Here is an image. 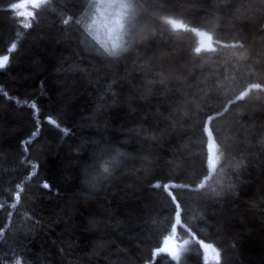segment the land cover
Segmentation results:
<instances>
[{"label":"trees","instance_id":"1","mask_svg":"<svg viewBox=\"0 0 264 264\" xmlns=\"http://www.w3.org/2000/svg\"><path fill=\"white\" fill-rule=\"evenodd\" d=\"M131 1L142 27L113 54L90 0L30 28L0 0V264H207L194 239L159 253L177 215L220 264H264V0Z\"/></svg>","mask_w":264,"mask_h":264},{"label":"rangeland","instance_id":"2","mask_svg":"<svg viewBox=\"0 0 264 264\" xmlns=\"http://www.w3.org/2000/svg\"><path fill=\"white\" fill-rule=\"evenodd\" d=\"M131 0H90L89 7L83 17L81 24L86 29L85 32L106 52L113 53L128 49L135 35L142 27V15L135 7ZM35 11L34 9H16L20 16L21 12ZM32 18L26 15L23 18L24 22L31 24ZM201 36V35H200ZM203 37H200L201 45L203 46ZM0 56V61H3V67L9 63ZM2 68V67H0ZM208 165L210 173L216 170L217 165L221 161L220 151L217 143L211 134L208 133ZM181 234L178 236L180 238ZM193 238L187 239L186 243L177 244L175 255L173 258L179 260L182 253L190 248ZM209 259V258H208ZM207 264H220V257L215 252L214 258L209 259Z\"/></svg>","mask_w":264,"mask_h":264},{"label":"water","instance_id":"3","mask_svg":"<svg viewBox=\"0 0 264 264\" xmlns=\"http://www.w3.org/2000/svg\"><path fill=\"white\" fill-rule=\"evenodd\" d=\"M202 44L204 47H212L213 46V41H212V37L207 34V33H202ZM260 86L259 85H252L249 87L248 92H250L251 90H255V89H259ZM246 96V93H244L242 95V97ZM181 229L185 230L186 232L189 233V235L196 241H199L200 245L202 246V248L205 250L206 255L209 259H213L214 258V248L212 245H208L206 242H204L203 240H199L198 237L196 236V234L194 233V231L184 222L183 218L181 215H177L175 218V222L174 225L172 227V233L171 235L167 238V240L165 241L164 245L162 248H160L159 253H163V254H167V255H175V250L177 247V244H179L178 242V236L181 233Z\"/></svg>","mask_w":264,"mask_h":264},{"label":"snow or ice","instance_id":"4","mask_svg":"<svg viewBox=\"0 0 264 264\" xmlns=\"http://www.w3.org/2000/svg\"><path fill=\"white\" fill-rule=\"evenodd\" d=\"M45 2H46V0H18V2L13 5V10H15V9H27V8L38 10ZM25 15L28 18H32L35 16V12L34 11H28L27 13H24V12L20 13L21 18H24ZM31 26H32L31 24H25L24 25L25 28H30ZM13 47L15 48L16 46L13 45ZM8 59H9V57H7V56L4 57L5 61H7ZM3 66H4L3 61H0V67H3ZM33 107H35V106H33ZM106 170L107 169L105 168V171ZM44 187L48 188L49 185L45 184Z\"/></svg>","mask_w":264,"mask_h":264}]
</instances>
